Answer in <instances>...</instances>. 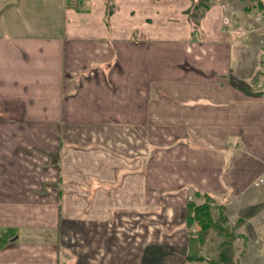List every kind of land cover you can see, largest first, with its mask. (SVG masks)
<instances>
[{
  "label": "crops",
  "instance_id": "crops-1",
  "mask_svg": "<svg viewBox=\"0 0 264 264\" xmlns=\"http://www.w3.org/2000/svg\"><path fill=\"white\" fill-rule=\"evenodd\" d=\"M199 2L0 0V264H191L194 192L264 211L259 12Z\"/></svg>",
  "mask_w": 264,
  "mask_h": 264
},
{
  "label": "rangeland",
  "instance_id": "rangeland-1",
  "mask_svg": "<svg viewBox=\"0 0 264 264\" xmlns=\"http://www.w3.org/2000/svg\"><path fill=\"white\" fill-rule=\"evenodd\" d=\"M241 11H245L244 6L241 9ZM260 15L262 16V14ZM225 17L229 18L232 26L231 17L229 15H226ZM262 17L264 19V16ZM251 20L248 21L251 22ZM239 23L241 25L244 24L243 22H241V20ZM252 24L255 30L249 32V30H247L248 28L246 29L244 27L246 29V31L244 32H247L244 35V37L247 36L248 37L245 38L246 40L245 39L242 40H244V42L248 40L252 41L253 37L255 38L256 36V40L254 42L259 43L258 48L260 50V60H261L260 63H261L262 59H264V55L262 54V44L264 43V23L256 24L253 22ZM258 75L259 73H257V77ZM259 184L261 183L255 182V185H259ZM261 197L264 201L263 194H261ZM258 198H260V196ZM200 201L201 200H198L197 202L199 203ZM215 205H216V209H218L219 211L220 208L222 207L224 210V214L227 215L225 204H222V202L220 201L218 202L215 200ZM261 207H262L261 203L260 201H258V203L254 205V207H252L249 214L245 215L244 217H242L241 214L239 215L236 214V215H232L229 218L227 215V224H229L231 228L234 229V232L238 235L235 238V240L232 242V249L230 248L231 250L228 249L227 251H225L228 252L227 253L229 257L228 260L222 261L217 259V255L220 251V243L223 240V238L217 236L216 234H214V232L213 233L211 232L208 235L205 244L201 246V251L199 256H201L203 259L196 258L195 260L191 261V264H210V260H213L215 258H216L215 260H218L216 261L217 262L216 264H264V217L262 221L260 220V217L264 214V211L261 210ZM214 211H213L214 216H217V211L216 212ZM261 212H263L262 215L260 214ZM199 229H200L199 224L195 222L193 224V227L190 228V231L191 233L197 234L199 232Z\"/></svg>",
  "mask_w": 264,
  "mask_h": 264
},
{
  "label": "trees",
  "instance_id": "trees-1",
  "mask_svg": "<svg viewBox=\"0 0 264 264\" xmlns=\"http://www.w3.org/2000/svg\"><path fill=\"white\" fill-rule=\"evenodd\" d=\"M209 0H201L199 6L195 7L197 11L201 12L203 8L208 6ZM244 1L245 11L258 10L264 16V0H242ZM202 8V9H201ZM199 14V13H198ZM197 14V15H198ZM255 81V79H254ZM254 86V83H253ZM255 87V86H254ZM257 92H264L263 88H254ZM196 200H191L187 204V226H191L197 222L199 224V232L197 234L191 233V243L189 246L188 259L191 261L196 258L203 259L200 255L201 246L205 244L208 235L212 232L223 240L220 243V251L217 255L218 260H228V249H232V242L238 236L234 229L227 224V215L221 207L218 216L213 215L216 209L215 199L208 193L194 192ZM198 200H201L199 203ZM15 234L14 229L10 228L2 235H0V247L8 242L9 238ZM240 235V234H239ZM231 248V249H230ZM232 255V253H231ZM231 258V257H230ZM216 259V258H215ZM210 260V264H216L218 260Z\"/></svg>",
  "mask_w": 264,
  "mask_h": 264
},
{
  "label": "built area",
  "instance_id": "built-area-1",
  "mask_svg": "<svg viewBox=\"0 0 264 264\" xmlns=\"http://www.w3.org/2000/svg\"><path fill=\"white\" fill-rule=\"evenodd\" d=\"M224 23L226 25H229V26L231 25L230 20H229L228 17H224ZM254 23H256V24L257 23H264L263 17L260 14H258L254 18ZM247 30H249V32H252L253 30H255L252 23L248 26ZM263 50H264V43L262 44V54L264 55V51ZM258 73H259V75H258L257 87L258 88H263L264 87V59H262V62L260 63V68H259V72ZM262 182H264V174H262L258 178V180L256 181V183H262Z\"/></svg>",
  "mask_w": 264,
  "mask_h": 264
}]
</instances>
